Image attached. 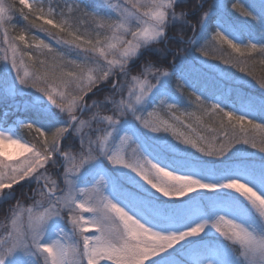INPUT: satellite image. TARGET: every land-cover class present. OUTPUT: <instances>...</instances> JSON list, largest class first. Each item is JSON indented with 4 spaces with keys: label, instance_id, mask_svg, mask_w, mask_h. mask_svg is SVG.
Here are the masks:
<instances>
[{
    "label": "snow or ice",
    "instance_id": "obj_1",
    "mask_svg": "<svg viewBox=\"0 0 264 264\" xmlns=\"http://www.w3.org/2000/svg\"><path fill=\"white\" fill-rule=\"evenodd\" d=\"M185 3L0 0V99L32 90L25 119H0V199L36 185L26 224L17 210L0 232V264H181L177 254L186 264H264V95L208 81L217 66L200 59L237 68L264 93L254 70L264 69V0L232 4L258 39L214 0L197 21L207 32L215 19L210 40L188 42L199 56L190 50L170 71L148 67L126 88ZM17 14L23 25L13 22ZM101 106L110 114L92 111Z\"/></svg>",
    "mask_w": 264,
    "mask_h": 264
},
{
    "label": "trees",
    "instance_id": "obj_2",
    "mask_svg": "<svg viewBox=\"0 0 264 264\" xmlns=\"http://www.w3.org/2000/svg\"><path fill=\"white\" fill-rule=\"evenodd\" d=\"M214 0H186L185 4H182L180 8L176 9L178 19L175 21L174 26L169 28L167 32L168 39L161 44H157L154 47L159 49L158 52H152L150 54H146L140 61V64L144 68L151 67L152 70H156L157 68L169 69L171 70V66L174 63H179V60L184 57L190 50L195 55L199 56V53L196 51V48H191L189 45V41L193 36L199 40V44L197 47L205 45L211 38V35L215 31V19H213L212 25L207 32H201L199 30V26L197 24L198 19L202 15L203 11L209 9V6L212 5ZM236 2V0H224L226 4V8L224 9V16L227 21L235 25L238 29L243 30L246 36L252 35L259 38V32L255 30L252 25V22L241 16L238 12L234 11L232 8V4ZM246 4H255L259 6L260 0H243ZM79 3L81 7H83L84 3H90V0H53V6L57 4L60 6H64L65 4H75ZM203 5V8L200 5ZM187 13L186 16H181V11ZM17 26L23 25L25 22L23 19L17 14L14 17L13 21ZM195 29V31H194ZM11 31V30H10ZM41 38L46 39L43 34H40ZM3 33L0 32V67L3 66V57L5 52L3 51ZM208 51L211 52V46H209ZM224 52L226 55H232L230 50H228L225 46ZM71 58H75V54H71ZM259 59V57H256ZM200 59L207 60L208 63H213L217 66V71L214 73L207 74L205 79L208 81H220L225 85L227 89L229 86L232 87L233 83H239L244 86L243 95L252 97L256 100H259L264 93L261 92L259 87L255 84V81L252 80L250 76H246L244 73L238 71L237 68L229 67L223 63L219 59L212 60L205 57H200ZM139 63L135 64L132 68L130 75L128 76V84H126V88L130 86L132 75H136L135 69L138 67ZM257 76L264 75V69L257 64L255 69ZM227 74V76L225 75ZM140 75V74H139ZM141 78H143L141 76ZM177 81L173 79L172 81V90L175 92L176 96L179 97L181 101V105L188 110H191V107L188 104L189 97L187 92L183 95L181 92L176 90ZM126 94V93H125ZM104 93H101L96 99L99 101H103ZM85 100L88 104H91V100L88 97H85ZM25 101H14V103H6L0 102V119H5L7 124H12L14 121L18 119H25L27 117V113L24 111ZM5 111H7V117L4 116ZM92 111H100L101 114H110L105 111V109L101 106L100 108H94ZM82 118H87L82 117ZM96 127V125H94ZM85 133L89 130L85 129ZM27 136V133H24ZM30 139V137H28ZM87 138V137H86ZM66 145L69 142H65ZM78 143V142H77ZM69 155H74L71 149H68ZM60 173L62 175V169H60ZM52 179H56L55 175L51 176ZM62 182V179H61ZM36 188L35 183L22 184V186H17L14 196L11 199H4L0 202V222H4L7 220L10 212L14 209L15 204L18 201L24 202L23 200H27L28 196L33 192V189ZM22 199V200H21Z\"/></svg>",
    "mask_w": 264,
    "mask_h": 264
},
{
    "label": "rangeland",
    "instance_id": "obj_3",
    "mask_svg": "<svg viewBox=\"0 0 264 264\" xmlns=\"http://www.w3.org/2000/svg\"><path fill=\"white\" fill-rule=\"evenodd\" d=\"M111 3L112 4H122L123 0H111ZM104 14L105 15H113L114 16V13L110 9H107V8L104 9ZM201 60H203V59H201ZM140 62H141L140 60L136 62V64L139 63L138 67L135 69L136 75H139L143 70L146 69V68H144L142 66L143 64H140ZM197 66L200 67L202 70L204 68V66L200 65L199 63L197 64ZM168 70L170 71V68ZM11 76L14 78L15 77V73L14 72L11 73ZM149 78H151L150 77V73H149ZM236 86H238L240 88L241 93L244 92V86L242 84H239V83H233L232 84V87H236ZM229 87H231V86H229ZM31 92H32V90L26 89L25 90V95L16 96L14 98L13 97H8V98H5V99H0V102L14 103V101H18V100L28 102L30 100V93ZM161 115L164 116V113L162 112ZM164 135H167V134H164ZM168 139H171V137L169 136ZM133 147H135V145H133ZM128 151L131 152V148H129ZM247 151L250 152V153H253L252 159L254 160L255 164L257 166H259V164L261 163L260 154L255 152V150L250 149V148L247 149ZM196 155H199V154L197 153ZM61 177H62V175H61ZM36 199H39V197H36ZM2 200H4V199H0V202ZM23 201L24 202L18 201L15 204L14 209L10 212L9 216L7 217V220H5L4 222H0V232H3L5 225H8V226L11 225V220H12V217H13V213H14V211H17V210H25L24 211V216L22 217V222L24 224H26V222H27L26 209L29 208V207H33L34 206L33 192L28 196L27 200H23ZM17 205L19 206L18 209H17ZM39 210H42V209H39ZM53 238H55L54 234H53ZM237 249H238V246H237ZM236 254L239 255V252L237 251ZM177 259L181 261V264H186V259H187L186 256L177 254ZM40 264H43L42 260L40 261Z\"/></svg>",
    "mask_w": 264,
    "mask_h": 264
}]
</instances>
